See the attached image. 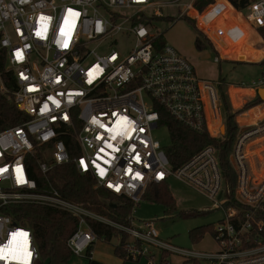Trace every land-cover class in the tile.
<instances>
[{"label": "built area", "instance_id": "1", "mask_svg": "<svg viewBox=\"0 0 264 264\" xmlns=\"http://www.w3.org/2000/svg\"><path fill=\"white\" fill-rule=\"evenodd\" d=\"M196 2L0 0V94L24 114L20 124L0 131V264L41 262L32 228L5 210L15 204H40L76 217L78 228L67 240L73 256L92 258L96 242L106 240L93 229L95 221L128 235L118 243L126 260L264 264V159L253 149L264 136V117L240 129L234 144V193L215 146L173 169L153 134L160 127V105L194 131L223 136V82L201 79L187 58L151 31L158 22L153 17L165 16L163 8L177 7L183 17L194 11L196 19ZM244 9L251 25L264 27V0H248ZM222 17L213 21L212 32L205 30L219 52L216 62L222 53L215 34L229 27L237 39L244 33L232 17ZM251 86L258 95L264 77ZM70 162L98 187L135 205L149 185L170 177L194 187L222 212L213 228L219 248L177 246L161 238L154 220L136 224L132 218L123 225L67 199L49 184L48 172Z\"/></svg>", "mask_w": 264, "mask_h": 264}, {"label": "trees", "instance_id": "2", "mask_svg": "<svg viewBox=\"0 0 264 264\" xmlns=\"http://www.w3.org/2000/svg\"><path fill=\"white\" fill-rule=\"evenodd\" d=\"M209 1L210 0H197L196 6L198 9L202 10L206 7ZM229 1L235 8L240 10L248 5V0ZM218 16H223L225 19L228 16L234 17L235 21H240L232 7L229 4H224V1H221L220 4L210 9L207 15L201 19L203 28L209 33L212 32V29L215 26L213 21H215ZM153 18L155 19L156 17L154 16ZM185 18L192 24L197 32L196 43L198 47H203V35L194 25L195 21L187 17ZM157 19H159V16ZM243 25L244 27H242L245 31L240 37L242 41L240 47L238 48L236 45H232L229 47L230 49H228L223 47L220 43L219 46L221 53L223 56L229 58L245 61H259L263 58L262 56H264L258 54V52H260L259 49H264V41L246 23ZM262 29V35L264 36V27H262ZM216 31L218 30L216 29ZM227 31L230 32L229 29ZM236 35L237 31L233 32L230 38L236 39ZM203 38L207 40L204 36ZM222 39L228 40L225 33L224 35H219L218 33L215 34L216 41L221 42L223 41ZM163 40V33H160L158 41L162 43ZM207 41L212 44L209 40ZM262 64H264V60L262 61ZM219 94L225 118L224 120L226 122L225 135L215 138L208 132L194 131L177 121L163 106L160 105L157 106L160 112L159 125L166 126L170 132L171 145L165 147V150L173 169L183 165L204 147L213 145L219 152L222 174L229 182L232 193H234L237 187L238 174L230 161V155L240 132V127L236 121V115L244 110L262 104L264 101L257 96L244 104L241 108L234 109L228 100L229 97L223 84L219 86ZM240 117L238 118L239 122ZM23 119V112H21L6 96L0 94V131L20 124ZM74 154H76V152H74ZM48 179L49 184L59 190L67 199L83 203L88 208L106 216L116 223L123 225L131 224L135 203L129 198L112 193L107 188L96 187V180L91 175L79 173L74 162L53 167L48 172ZM142 199L160 203L163 205L166 215L178 212L176 200L172 195L167 182L153 183L149 185ZM5 210L14 216L19 223L32 228L41 255L40 264H44L43 261L45 260L48 261V264H63L73 256L72 251L67 245V240L77 230L78 220L72 214L40 204H15L7 207ZM178 214L184 217L197 215L198 212L181 211L178 212ZM91 224L100 238H105L109 241L113 237H119V235H121V242H124L128 238L127 234L122 233L115 227L109 226L105 223L91 221ZM204 228L205 227L203 226H199L190 230L194 241L197 242L201 239L204 233ZM262 234L264 235V229ZM115 253L120 259L126 261V253L122 248V243L115 247ZM87 257L90 258V256ZM89 264L105 263L90 258Z\"/></svg>", "mask_w": 264, "mask_h": 264}, {"label": "rangeland", "instance_id": "3", "mask_svg": "<svg viewBox=\"0 0 264 264\" xmlns=\"http://www.w3.org/2000/svg\"><path fill=\"white\" fill-rule=\"evenodd\" d=\"M221 1L227 2V4H229L235 11L237 18L240 21H235L234 17L232 18L243 30V32L245 31L243 24L246 23L264 41V36L262 35L263 29L251 25L246 20L244 16L248 13L246 9L240 10L235 8L229 0H210L206 7H204L202 10L198 9L195 5V8L199 12V15L194 14L197 17L196 19L191 17L192 13H195L194 11H192L190 15H185V17L195 21L194 25L196 28L212 44H210L202 36L204 45L201 48L198 47L196 43V30L185 17L179 15V10L177 7L163 8L162 13L165 16H162L161 18L159 17V19H157V15L155 16V20L157 19L158 22L156 23V27L152 28L151 31L154 34L163 33L164 41L167 44L174 46L182 56L191 62V64L195 67L197 75L201 79L215 82L220 78H223L227 82L241 83L243 86L251 87L253 81L260 80L264 77V64H262V61L264 60V56H262L264 55V49H259L260 52H258V54L263 57L259 61H245L235 58H226L221 62H216L215 58L217 56V50L214 48V39L213 37L208 36L207 32L202 26L201 16L205 14V12H207V10H209L214 4H220ZM228 29L230 32L227 31ZM224 31L228 37V40L222 39L223 41H221V45L228 49H230L229 47L232 45H236L239 48L242 43L241 39L230 38L235 30L232 28L230 29L229 27ZM231 92L232 96L228 94V100L234 109L241 108L244 104L251 101L247 100L248 98L251 96L254 97L256 95L255 92H252L250 95H246V93H242V90H232ZM262 104L248 110H244L243 112H240L236 115V121L240 129H244L246 125L257 123L264 117V103ZM239 117L240 122L238 120ZM215 129L216 127L213 126L212 130L215 131ZM220 130L222 135L226 134L225 120L223 121ZM153 134L154 137L161 142L163 147H169L171 145L170 132L166 126L155 128L153 130ZM255 142H259L256 144V146L253 145V149L256 153H258L264 149V146H262L264 141L263 139L259 138ZM168 185L172 195L176 200L178 212L196 211L198 214L183 217L177 212L175 214L166 215L164 207L160 203L142 200L140 203L135 205L133 211V221L136 224H140L146 220H154L156 228L160 231L161 238L166 241H172L177 246L184 248H196L202 251L217 250L219 248V244L215 239L213 228L219 224V221L222 218V212L218 209H215L214 202L211 201L206 195L196 190L194 187L183 183L174 177H170L168 179ZM96 187H98L97 184ZM199 226H203L205 228L201 239L196 242L192 238L190 230ZM118 243V236L113 237L109 241L99 239L94 246V258L107 264H146L145 259H140L138 261L126 260L125 263H122L120 258L115 253V247L118 245ZM173 261L174 263H180V259L177 257H174ZM43 262L44 264H48L47 260ZM89 262L90 258L87 256H71L69 260L63 264H89Z\"/></svg>", "mask_w": 264, "mask_h": 264}, {"label": "crops", "instance_id": "4", "mask_svg": "<svg viewBox=\"0 0 264 264\" xmlns=\"http://www.w3.org/2000/svg\"><path fill=\"white\" fill-rule=\"evenodd\" d=\"M215 49H216V47H214ZM217 50V49H216ZM219 54V52H218V50H217V55ZM222 59H221V61L222 60H225L226 58H229V57H227V56H223V54H222V57H221ZM234 62V61H233ZM219 80H221L222 82H223V86L225 87V90H226V93L227 94H229V95H231L232 96V90H242V93H246V95H250V94H252V92H255L256 93V90L251 86V87H246V86H243L241 83H233V82H227L225 79H223V78H220ZM257 94H258V92H257ZM257 96H259V95H255L254 97H250V98H248L247 100H252V99H254L255 97H257ZM264 103V102H263ZM261 104H259V105H257V106H260ZM263 105V104H262ZM223 117H224V115H223ZM261 139H263V141H264V136H262L261 137ZM262 146H264V144L262 145ZM261 146V147H262ZM257 155L260 157V158H263L264 159V149L263 150H261V151H259L258 153H257ZM95 246V245H94ZM94 255H95V252H94V249H93V256H92V259H94V260H96L95 258H94ZM121 260V262L123 263H125V261H123L122 259H120ZM97 261H99V260H97ZM99 262H102V263H105V262H103V261H99ZM105 264H107V263H105Z\"/></svg>", "mask_w": 264, "mask_h": 264}, {"label": "water", "instance_id": "5", "mask_svg": "<svg viewBox=\"0 0 264 264\" xmlns=\"http://www.w3.org/2000/svg\"><path fill=\"white\" fill-rule=\"evenodd\" d=\"M258 95L259 97L264 101V87L258 89Z\"/></svg>", "mask_w": 264, "mask_h": 264}, {"label": "snow or ice", "instance_id": "6", "mask_svg": "<svg viewBox=\"0 0 264 264\" xmlns=\"http://www.w3.org/2000/svg\"><path fill=\"white\" fill-rule=\"evenodd\" d=\"M19 171V170H18Z\"/></svg>", "mask_w": 264, "mask_h": 264}]
</instances>
